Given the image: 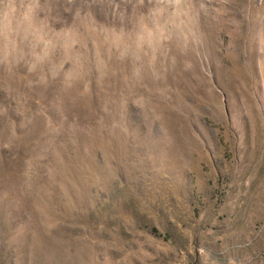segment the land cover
Instances as JSON below:
<instances>
[{
  "label": "rangeland",
  "instance_id": "1",
  "mask_svg": "<svg viewBox=\"0 0 264 264\" xmlns=\"http://www.w3.org/2000/svg\"><path fill=\"white\" fill-rule=\"evenodd\" d=\"M0 264H264V0H0Z\"/></svg>",
  "mask_w": 264,
  "mask_h": 264
},
{
  "label": "clouds",
  "instance_id": "2",
  "mask_svg": "<svg viewBox=\"0 0 264 264\" xmlns=\"http://www.w3.org/2000/svg\"><path fill=\"white\" fill-rule=\"evenodd\" d=\"M14 10V9H13Z\"/></svg>",
  "mask_w": 264,
  "mask_h": 264
}]
</instances>
